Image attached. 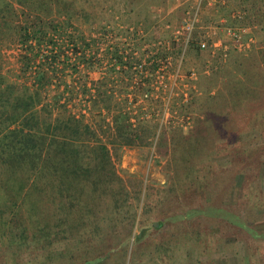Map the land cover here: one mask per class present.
I'll return each instance as SVG.
<instances>
[{
  "label": "rangeland",
  "instance_id": "obj_1",
  "mask_svg": "<svg viewBox=\"0 0 264 264\" xmlns=\"http://www.w3.org/2000/svg\"><path fill=\"white\" fill-rule=\"evenodd\" d=\"M141 1L69 0L74 13L71 24L55 34L53 43L48 38L40 45L36 41L27 45L9 42L0 50L1 74L10 83L30 86L34 83L32 71L50 69L49 95H58L60 104L66 103L77 118L84 116V123L95 134L90 136V144L97 139L107 144L131 196L129 202H118L126 210L107 222L104 240L89 246L127 241L131 230L133 234L128 248L102 264H264V89L253 105L248 102L241 110L223 113L199 142L190 143L196 124L206 120L208 97L216 96L220 85L209 87L200 76L190 80L191 69L201 75L208 63L199 65L198 61L181 67V77L175 84L171 81L173 87L165 94L150 87V80L157 76L156 66L162 65V46L156 41L164 37L162 19L158 21L164 6ZM253 1L258 7L264 5L262 0ZM224 2L228 11L250 4L246 0L244 5L240 0ZM181 4L180 12L187 17L192 1ZM239 19L237 25L247 24V16ZM30 46L38 56L32 68L23 71L22 60L31 55ZM250 56L264 66L262 50ZM211 62L220 71L219 63ZM139 66L142 70L135 69ZM174 69L169 65L166 71L173 77ZM99 92L112 100L109 108L94 104ZM117 113L128 118L126 125L131 131L143 129L147 138L123 144L114 123ZM115 140L118 142L113 143ZM141 187L146 196L134 218L130 210L138 203L135 195ZM115 202L106 199L101 208L109 209ZM210 202L230 212L239 207L238 214H244L248 224L259 221L256 213H262V228L248 232L232 224L230 218H181L192 207ZM143 235L144 240L136 244V237ZM61 246L77 255L81 244L75 239ZM9 255L5 260L12 264ZM92 256L93 252L88 255ZM66 257H56L51 264H63ZM22 259L29 262L32 254L24 253Z\"/></svg>",
  "mask_w": 264,
  "mask_h": 264
},
{
  "label": "trees",
  "instance_id": "obj_2",
  "mask_svg": "<svg viewBox=\"0 0 264 264\" xmlns=\"http://www.w3.org/2000/svg\"><path fill=\"white\" fill-rule=\"evenodd\" d=\"M147 1L165 4L167 0ZM240 1L244 5L245 0ZM246 1L250 2L243 8L247 24L264 33V5L258 7L253 0ZM70 4L69 0H0V50L9 42L27 45L36 41L40 45L48 38L53 43L55 34L73 20ZM147 4L149 18L153 19L148 8L151 4ZM30 47L31 55L22 60L23 71L31 69L38 56L34 54L36 48ZM50 71L43 67L32 71L34 83L30 86L26 82L10 83L0 71V264H7L10 250L12 264H51L59 256H68L63 264H102L128 248L132 230L127 241L99 248L89 245L104 240L107 222L126 210L118 202H129L131 193L115 169L107 144L99 139L90 144V136L95 134L84 123V116L77 118L66 103L60 104L58 95H49L46 88L51 86ZM213 73L203 83L209 87L220 85V90L208 97L206 120L196 124V133L189 137L192 144L199 142L223 113L241 110L248 102L253 105L264 89V66L252 56H233L229 64ZM98 95L96 107L101 108L103 103L109 108L112 100L100 92ZM127 120L121 113L114 116L117 137L123 144L133 145L147 138L143 129L131 131ZM145 196L141 187L135 195L138 203L130 210L134 218ZM106 199L116 200V206L101 208ZM238 208L230 212L210 202L192 207L181 218H230L232 224L248 232L259 230L262 213H256L259 221L248 224ZM75 239L81 244L77 255L73 249L61 246ZM143 240L144 235L137 236L136 244ZM27 252L32 259L24 262L22 256Z\"/></svg>",
  "mask_w": 264,
  "mask_h": 264
},
{
  "label": "crops",
  "instance_id": "obj_3",
  "mask_svg": "<svg viewBox=\"0 0 264 264\" xmlns=\"http://www.w3.org/2000/svg\"><path fill=\"white\" fill-rule=\"evenodd\" d=\"M184 0H167L165 4H162L163 10H159L161 25H163L162 31L164 32V37L156 41L162 46V60L166 61L168 65L175 66L176 69L173 71L176 72L175 76L169 75L165 80L164 86H162V93L165 94L166 90H170L173 87L171 81L176 83L178 77H181L183 70L181 67L187 66L191 62H198L199 65H203L206 61L214 60L219 63L221 68L229 64V60L233 56H250L256 51L264 52V38H260L262 32L257 28V26H252L249 24H238L240 22L239 18L247 16V11L242 9H232L228 11V4L225 5L224 0H203L200 6L198 14V23L196 29L192 35V40L189 44H185L182 39L177 40L174 35L176 29L180 28L183 20L185 19V14L180 12L181 3ZM192 6L191 11H188L189 16H192L198 3V0H191ZM227 6V8H226ZM232 11V12H231ZM186 13V14H187ZM207 18V21H204ZM229 29H242L243 31V40L244 44L240 49L235 50L233 43V38L230 36ZM216 32V35L213 33ZM204 38H212L214 41H217L218 45H225L229 51L227 57L221 56L220 49L218 54L215 56L211 55V51H200L198 43ZM262 40V42H261ZM157 67V66H156ZM173 69V68H172ZM193 70V69H191ZM203 79L209 77L204 74H199ZM157 84V79L150 80V86ZM157 93V91H155Z\"/></svg>",
  "mask_w": 264,
  "mask_h": 264
},
{
  "label": "built area",
  "instance_id": "obj_4",
  "mask_svg": "<svg viewBox=\"0 0 264 264\" xmlns=\"http://www.w3.org/2000/svg\"><path fill=\"white\" fill-rule=\"evenodd\" d=\"M203 0H198V3L196 4L194 13L192 16H187L185 17V19L182 22V25L180 28L176 29V31L174 32L175 37L177 38V40L182 39L183 42L187 45L191 42L192 40V35L196 29V25L198 23V14H199V10H200V6ZM189 15V13H187ZM230 36H232L233 38V43L235 46V50L240 49L243 44H244V40H243V31L242 29H229L228 30ZM213 35H216V32L213 33ZM161 45V44H160ZM198 47L199 50L204 52V51H211V55L215 56L218 54V50L216 49H220L221 52V56L223 57H227L228 56V49L227 46L225 45H218L217 41H214L212 38H204L202 40L199 41L198 43ZM146 65V62L144 63ZM161 66L160 67H156V79H157V84L156 85H152L150 86L151 88H154L155 91L157 90H161L162 86H164L165 84V80L167 79V71L166 69L168 68V63L164 60H162L161 62ZM142 70L140 68H142V66L136 67L135 69ZM216 64H212L211 60L208 61L207 65L203 68L202 74L204 75H208L211 74L213 71L216 70ZM147 73V72H146ZM200 72H196L195 70H192L190 73V80H195L197 79V77L199 76ZM151 74L149 75L148 78H150ZM154 92V91H153ZM148 94V93H147ZM145 94L146 97H148V95Z\"/></svg>",
  "mask_w": 264,
  "mask_h": 264
}]
</instances>
